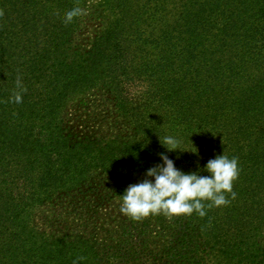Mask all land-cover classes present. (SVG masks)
Returning a JSON list of instances; mask_svg holds the SVG:
<instances>
[{"label":"trees","instance_id":"obj_1","mask_svg":"<svg viewBox=\"0 0 264 264\" xmlns=\"http://www.w3.org/2000/svg\"><path fill=\"white\" fill-rule=\"evenodd\" d=\"M100 94L129 125L102 134L68 110ZM162 152L201 175L236 157L235 198L203 217L123 214ZM77 258L264 264V0H0V264Z\"/></svg>","mask_w":264,"mask_h":264},{"label":"clouds","instance_id":"obj_2","mask_svg":"<svg viewBox=\"0 0 264 264\" xmlns=\"http://www.w3.org/2000/svg\"><path fill=\"white\" fill-rule=\"evenodd\" d=\"M85 14L84 9L75 7L65 13L64 22ZM17 87L22 89L19 79ZM23 90V89H22ZM14 102L22 101L21 92H16ZM160 143L168 150L180 149L174 137L166 136ZM181 150V149H180ZM195 153V152H194ZM162 163L146 169L145 178L128 185L121 194L120 211L139 220L142 217L163 213L166 216L206 215V208L227 205L225 193L235 198L233 182L238 178L239 167L236 157L229 158L223 152L211 158L203 166L208 175H201L199 166L196 171L185 172L175 167L174 160L165 153L159 154ZM209 201L207 205L203 203ZM73 264H79V260Z\"/></svg>","mask_w":264,"mask_h":264},{"label":"rangeland","instance_id":"obj_3","mask_svg":"<svg viewBox=\"0 0 264 264\" xmlns=\"http://www.w3.org/2000/svg\"><path fill=\"white\" fill-rule=\"evenodd\" d=\"M96 29H97V26H95L94 24H90L89 27L86 30H84L83 33L91 35ZM134 89L136 90L139 88L136 85ZM104 100H105L104 98H101V94L98 95L96 98H94L93 96H86V97L82 96L81 98L77 97L73 99V101L69 104L68 110L73 111L75 113L74 116L77 117L78 114H84L86 112L85 109H87L89 112L88 115L90 116L89 118L92 121H95V120L98 121L96 123H92L95 126V129L93 128H90V129L94 132L102 131L100 132L102 134H108L110 131H112L113 126L116 125L118 121L120 125H124V126L129 125L128 123H124V118L121 115H118L117 109L111 107L113 103L109 102L107 103L108 104L107 106H104ZM95 101L97 102L94 104ZM102 120L104 122L99 123ZM114 121H116V123H113ZM111 122H112V125H110ZM85 128L87 129L86 126ZM126 174H130L132 177L138 178V180L142 178L140 170H131L127 172ZM42 214H43L42 210H39L36 215L37 216L36 221L38 223V226L40 227L43 226ZM67 218H70V216H68ZM63 231H66V230H63Z\"/></svg>","mask_w":264,"mask_h":264}]
</instances>
